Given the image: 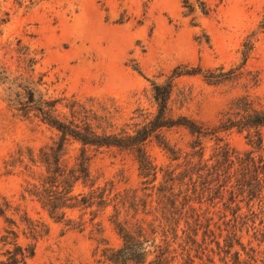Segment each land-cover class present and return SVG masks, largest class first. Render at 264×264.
Wrapping results in <instances>:
<instances>
[{"label":"rangeland","instance_id":"obj_1","mask_svg":"<svg viewBox=\"0 0 264 264\" xmlns=\"http://www.w3.org/2000/svg\"><path fill=\"white\" fill-rule=\"evenodd\" d=\"M0 70L33 81L44 97L62 99L59 111L73 99L85 104L107 117L109 131L139 121L132 118L137 108L154 112L151 83L169 80L171 114L213 127L239 97L264 109V0H0ZM4 88L0 84V203L13 222L0 216V236L7 228L24 247L33 245L23 264H102L104 249L122 243L112 206L69 209L64 220L55 221L27 194L37 175L25 168L28 155L56 147L60 135L33 114L22 116L7 105ZM261 133L264 140V127ZM161 135L182 151L193 139L180 126L162 129ZM218 136L237 150L247 147L245 132L235 128ZM203 141L208 154L215 140ZM85 149L90 177L77 183L75 194L105 189L113 195L140 186L132 151ZM146 151L157 165L170 162L155 138ZM59 153L73 166L81 145L68 139ZM24 215L36 221L33 232H27ZM243 235L240 242L252 241ZM213 240L208 238L211 251H191L186 264H224L225 254ZM218 241L222 246L221 236ZM176 254L171 264H184L180 250ZM255 260L264 263V251Z\"/></svg>","mask_w":264,"mask_h":264},{"label":"trees","instance_id":"obj_2","mask_svg":"<svg viewBox=\"0 0 264 264\" xmlns=\"http://www.w3.org/2000/svg\"><path fill=\"white\" fill-rule=\"evenodd\" d=\"M0 71L7 105L22 116L33 114L60 135L56 147L44 146L38 154L28 155L25 168L32 176L37 175L25 188L27 194L55 221L64 220L69 209L95 206L103 210L112 206L111 219L122 243L116 249H104L102 264H171L177 250L186 264L184 257L191 251H211L208 238H217L212 242L223 250L224 264L230 260L231 264H254L255 254L264 251V109L255 107L248 97L235 99L218 125L205 127L185 115L171 114V81L152 82L154 112L146 114L137 108L132 118L139 121L109 131L112 125L107 117L97 115L85 104L73 99L62 105L65 112L59 111L62 99L44 97L33 81ZM178 126L193 137L187 151L171 147L161 135L162 129ZM233 128L245 132V149L237 150L218 136ZM153 138L169 154L168 164L157 165L151 160L146 143ZM205 138L215 140L208 154ZM68 139L81 145L82 153L73 166L64 163L63 153H59ZM87 147L132 151L138 162L140 186L113 195L106 194L105 189L75 194L77 183L85 184L90 177L84 155ZM33 166L40 172L32 171ZM0 216L12 221L6 217L3 203ZM24 221L28 223L27 232L37 228L36 221L26 215ZM243 233L252 241L240 242ZM219 236L224 240L222 246ZM17 239L16 231L4 228L0 264H23L33 255V245L24 247ZM253 242L255 245H251ZM240 251L247 257L240 258ZM152 253L154 257L148 259Z\"/></svg>","mask_w":264,"mask_h":264}]
</instances>
